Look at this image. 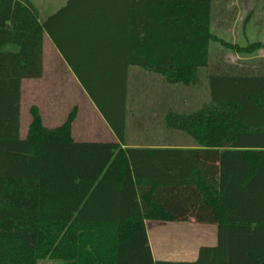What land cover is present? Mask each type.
Masks as SVG:
<instances>
[{"label":"trees","instance_id":"16d2710c","mask_svg":"<svg viewBox=\"0 0 264 264\" xmlns=\"http://www.w3.org/2000/svg\"><path fill=\"white\" fill-rule=\"evenodd\" d=\"M210 22L211 0H68L44 23L30 0H0V264H264V102L223 85L264 79L208 77L212 102L164 122L192 146L127 144L131 69L191 85L211 41L264 49L229 46ZM45 34L118 142H75L72 114L50 130L37 109L21 137L22 81L43 75ZM191 220L216 224L217 246L155 262L146 221Z\"/></svg>","mask_w":264,"mask_h":264},{"label":"crops","instance_id":"0c3cea01","mask_svg":"<svg viewBox=\"0 0 264 264\" xmlns=\"http://www.w3.org/2000/svg\"><path fill=\"white\" fill-rule=\"evenodd\" d=\"M67 2L68 0H64L63 5H60L61 7L59 8H57L59 5L57 6L56 0H42L41 4H35L39 12V21L44 23L50 16L63 8ZM211 2L213 3L214 0H211ZM219 2L223 5L231 4L234 14L230 20H227L225 14L219 16L218 30L215 28V23L213 21L211 22V30H213V33H215L218 38L223 41L230 40L233 43V46L239 48H246L250 44L255 43L264 44V37L261 36L264 33V17L261 18L258 16L260 13H256L263 10L261 9V6L264 5V0H220ZM50 10L56 11L46 19L42 20L41 14ZM252 12L255 13L252 15ZM44 15L45 14H43V16ZM251 27L253 28L249 29ZM258 34H260V36H258ZM221 37L227 39L224 40ZM6 49L10 52L17 51V47L11 44L7 45ZM49 69L54 74L60 76L68 74L67 76L71 75L73 77V85L76 89L81 91L79 93L81 99L76 97L78 102H71L68 105L67 102H57V95L49 96L46 92H41L42 94H40V88H44L42 85L43 75H46ZM207 69L209 77L264 79V49H259L253 53L233 51L230 52V54L222 55L220 58L219 56L212 57V54H210ZM136 72L141 74L142 81L139 84L138 90L136 89V97L133 98L131 79L132 74ZM43 75L39 78L24 79L22 81V96L20 103V134L22 138H26L28 135L32 122V109H37L39 111L44 127L52 130L61 127L68 120L71 111L75 108L78 110V114L76 112L77 115L72 122L71 130V135L75 142H118L111 128L96 108L91 98L80 85L79 81L73 74V71L47 34H45L43 42ZM144 79L145 76L142 70L137 68L131 69L129 77L130 91L128 94L127 122L132 118H135V116H143L148 112L156 113V110L154 111L152 108L162 106L164 110L161 112V120H159V122L161 121V124H163L161 128L163 129L166 118L171 114L177 113L175 99L169 98L167 102L165 99L160 103L162 105H159L157 102L159 96H156L153 100V97L149 95V92L151 89H153V91L155 89L157 91L160 90V93L166 90L168 96H170L169 86H175V84H169L165 82L163 78H160L163 79V84H161L160 81V84L158 85L154 82L149 83ZM205 83L202 85V82H199L194 86L197 88L194 90V93L197 94H194L192 102H212L209 82L206 81ZM60 85H62V83ZM223 85L232 86L234 93L231 94V97L234 100H237L238 98L241 102H264V83L233 82L230 84L225 83ZM253 87H255L257 94L245 100L246 93L243 92H247V89H252ZM160 88H163V90ZM26 90L27 93L29 92L32 102H24V100L26 101ZM171 90L174 91V88ZM80 100H82V102H79ZM69 108H71V110L68 111ZM149 117L151 118V115ZM168 129H163L162 131L154 129L153 134L149 137L145 136L146 134L134 135L127 130V144H129V146H138L139 148H169L176 143H173L174 139L170 137ZM161 132H166L167 136H161ZM192 145L193 143L191 146ZM146 229L149 245L155 262L194 263L197 261L199 251L202 247H215L218 243V226L216 224H198L195 221H146ZM57 262L58 261L47 258L40 261L38 264H58Z\"/></svg>","mask_w":264,"mask_h":264},{"label":"rangeland","instance_id":"374dc122","mask_svg":"<svg viewBox=\"0 0 264 264\" xmlns=\"http://www.w3.org/2000/svg\"><path fill=\"white\" fill-rule=\"evenodd\" d=\"M30 1L36 8H37V6L35 4H41L42 3V0H30ZM219 1L220 0H214L213 3L211 2V22L213 21L215 23V28L217 30L219 29V26H218L219 16L225 14L227 20H230V19H232L233 14H234L231 4L223 5V4H220ZM63 2H64V0H56L57 6L59 5L57 8L61 7L60 5H63ZM256 9H258V8H256ZM261 9H263V10L256 12V13L257 14L260 13V15H258V16H260L262 18V17H264V5L261 6ZM55 11L56 10H50L48 12H44L43 14H45V15L43 16V14H41V19L42 20L46 19L48 16L52 15ZM254 13L255 12H252V15ZM211 22H210V33H211V35L215 36L217 39L221 40L220 38L217 37V35L215 33H213V30H211ZM255 26L258 27L257 25H255ZM252 28L253 27H251L249 29H252ZM216 29H215V31H216ZM229 29H230V27H229ZM258 36H260V34H258ZM261 36L264 37V33ZM221 38L224 39L223 37H221ZM225 39H227V38H225ZM221 41H223V40H221ZM225 41H227V42H225ZM225 41H223V43H226L229 46H233L232 45L233 43L230 40L229 41L225 40ZM233 51L234 50L223 45L222 43H219L217 41H211L209 43V46H208V62L210 60V54H212V57L219 56V58H220L222 55L230 54V52H233ZM142 72H144V71H142ZM148 74H150V73H148ZM148 74L144 72V76H145L144 80H147L149 83L154 82L157 85L160 84V81H161V84H163V79H160L161 77H153L152 75H148ZM67 75L68 74L60 76V75L54 74L49 69L47 71L46 75H43L42 85L44 88H40L41 90L39 89L40 94L46 92L49 96H56L57 95V102H67L68 105L71 102H78L76 97L81 99L80 94H79L81 91L76 89L75 86L73 85V82H74V81H72L73 77L71 75L70 76H67ZM208 77H209V73H208V69H206V72L200 78V82H202V85H203V83H205L207 81ZM158 78H159V80H158ZM141 81H142V77H141L140 73L136 72V73L132 74L131 88H132L133 98L136 97V95H137V90L139 88V84L141 83ZM61 83H62V85H60ZM196 85L197 84L185 85V84H181V83L178 84L177 83V84H175V86H169L170 87V90H169L170 96H168L166 90L160 93V90L157 91L156 89L154 91H153V89H151V91L149 92V95L153 97V100L156 96H159L158 101H157L159 105H162L160 103L163 102V100H165V99L167 102V100L169 98L170 99L174 98L175 104H176V112L180 113V114L190 115V114L198 111L200 108L206 106L209 103V102H192V100L194 99L193 98L194 94H197V93H194V90L197 89L194 87ZM155 86H154V88H155ZM173 88H174V91L171 90ZM160 89L163 90V88H160ZM195 92H198V91H195ZM173 93H174V95H173ZM25 99H26V101L24 100V102H32V99H30L29 92L27 93V90H26ZM183 101H186V102H183ZM79 102H82V100H80ZM133 102H134V100H133ZM69 110H71V108H69L68 111ZM152 110H154V111L156 110V113L148 112V113H145V115H143V116H138V117L135 116V118H132L128 122L127 130L131 134H134V135L135 134H140V135L146 134L145 136H147V137H149L153 134L154 129H156L157 131H159V130L162 131L163 129L167 130L168 128L166 126H164L163 129H161L163 124H161V121L159 122V120H161V117H160V115L162 114L161 112H163L164 108H162V106H160V107L158 106V107L152 108ZM76 112L78 114V110L74 108L70 113V115L72 114L74 116V119H75V116L77 115ZM89 114L91 115L90 112H89ZM150 115H151V118L149 117ZM168 131L170 132L169 133L170 137L174 139V142H176L177 145H189L190 146L193 142L190 138H188L183 133H180L178 131H172L171 129H168ZM22 132H23V130H22ZM164 135L167 136V133L161 132V136L165 137ZM189 222H194V220H191Z\"/></svg>","mask_w":264,"mask_h":264}]
</instances>
